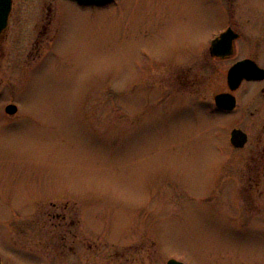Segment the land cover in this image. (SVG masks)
I'll list each match as a JSON object with an SVG mask.
<instances>
[{
    "label": "rangeland",
    "instance_id": "obj_1",
    "mask_svg": "<svg viewBox=\"0 0 264 264\" xmlns=\"http://www.w3.org/2000/svg\"><path fill=\"white\" fill-rule=\"evenodd\" d=\"M219 2L66 0L63 22L49 28L51 46L38 53L32 24L9 28L0 70L4 264L45 260L31 250L60 243L55 216L66 211L80 220L86 241L102 246L114 241L103 234L146 227L170 235L164 247L191 264H264V220L245 215L241 223L231 200L239 171L220 170L230 131L203 104L215 89L204 85L210 71L195 70L203 73L200 86L184 92L172 84L177 67L203 64L187 57L222 27L208 10ZM11 102L18 112L9 117ZM238 184L240 205L255 200L250 211L264 216V178L260 192ZM54 250L42 253L56 259L61 249Z\"/></svg>",
    "mask_w": 264,
    "mask_h": 264
},
{
    "label": "flooded vegetation",
    "instance_id": "obj_2",
    "mask_svg": "<svg viewBox=\"0 0 264 264\" xmlns=\"http://www.w3.org/2000/svg\"><path fill=\"white\" fill-rule=\"evenodd\" d=\"M65 1L55 0L53 2V0H49L45 2L43 0L41 3L36 2L32 8H28L26 5L18 4V0H10L7 25L0 34V70L6 42L11 36V33L8 32L9 28L17 27L21 23L32 24L34 26L32 28L37 32L36 40L33 41V51L40 52L43 43H48L45 47L47 49L53 42L49 28L56 21L59 24L63 22ZM72 1L86 6H106L115 2L91 4L78 0ZM0 9H2L1 1ZM208 10L211 14L214 12L216 21L222 27L211 31L207 43H204L203 48H200L199 51L197 50V56H194L190 50L191 55L187 57V60L193 57L201 58L202 62L200 63L204 65L177 67L176 70L180 71L175 72L174 83L172 84L178 93L184 92L185 89L195 85L200 86L198 80L203 73L195 70L210 71V76L204 85L207 84L211 88L215 87V89L211 91L213 96L205 100L203 104L206 109L222 118L230 131L228 142L231 149L229 153L224 152L226 153L225 159L220 165L223 167L220 170L223 172L226 167L230 169L232 166L233 171H239V178L231 182L233 188L231 200L239 208L241 223L245 222V215L249 216V220L251 218L264 220V216H260V213L253 215L250 211L255 200H248L250 204L246 202V207L241 206V196L235 195L234 189L235 186L239 187V181L242 185L247 182V185L243 186L247 187L246 192L254 191L255 188L260 192V182L264 178L262 175L264 173V73L261 70H255L253 77L245 76L254 71L251 69L255 64L264 69V2L257 4L251 3L249 0L245 2L221 0L215 4L214 8L211 7ZM28 12L30 14L26 16ZM12 36H14V41L18 40L15 33ZM214 41L218 43L216 47H213ZM246 59L251 61L248 62L249 64H245L241 70V74L245 77H242L243 79L240 81L239 75L235 74L234 81L230 82L229 72L231 68L237 62ZM219 94L226 95L223 99L224 106L217 105L215 97ZM228 94H232L235 100L232 101ZM16 114L8 116L11 117ZM247 123H252L251 127H258V130L254 133L249 132V127L245 125ZM234 129L242 130V133L246 134L243 145L232 143L231 132ZM240 143V141L237 142V144ZM233 161L235 163H232ZM236 191L239 192L237 189ZM261 197L262 194L259 198ZM247 198H252V196H247ZM243 202L245 201L243 200ZM66 208H68V204H66ZM55 218L62 220L60 225L61 241L58 244L55 243V247L61 249L60 255L56 259L50 258L42 252L55 251V247L48 249V246L44 244H37L31 251L39 253L40 256H47V258L36 264H56L59 261L63 264H168L171 260L191 264V261L185 256L181 257L179 249L170 251L164 247L162 239L169 238L170 235L165 236L163 232L149 230L146 227L129 226L125 227L122 232L103 234L105 238L114 239V241L102 246L94 237L91 238V242L86 241L82 227L79 225L80 220L70 218L67 211L62 213V216L57 214ZM91 231L93 234L101 235L97 229L91 228ZM14 247L17 246L14 245ZM1 264H4L2 258Z\"/></svg>",
    "mask_w": 264,
    "mask_h": 264
},
{
    "label": "water",
    "instance_id": "obj_3",
    "mask_svg": "<svg viewBox=\"0 0 264 264\" xmlns=\"http://www.w3.org/2000/svg\"><path fill=\"white\" fill-rule=\"evenodd\" d=\"M0 1L2 2V9H0V34H1L3 29L7 25V14L9 12V10H10V0H0ZM79 1H82V2L84 1V2H89V3H104V2H107L109 0H79ZM216 42L213 44V47H216V45L218 44ZM248 62H250V61L249 60H244V61L239 62L235 66V69L237 68L236 69L237 70L236 74H238L240 78L243 77V75L241 74L240 70H242V68L245 66L246 63L249 64ZM236 70H232L231 74H235L234 71H236ZM251 70H254V71L251 72L250 74H246L245 76L253 77V75L255 73V70H259V69H258L257 65H255V66L252 67ZM262 71H264V70H262ZM221 98H222L221 96H218L217 100H220ZM7 110L10 113H14L17 110V107H16V105H9L7 107ZM233 135H234V139H235V144H237V142L240 141L241 143L237 144V145H243V143L245 141L244 140L245 133H242L241 130H235ZM0 264H1V258H0ZM169 264H181V263L176 262V261H170Z\"/></svg>",
    "mask_w": 264,
    "mask_h": 264
}]
</instances>
